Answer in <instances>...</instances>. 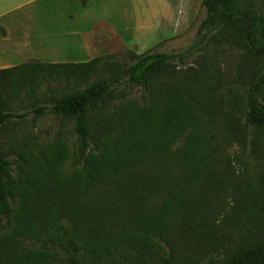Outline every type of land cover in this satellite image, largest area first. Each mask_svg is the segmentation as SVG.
<instances>
[{
  "label": "rangeland",
  "instance_id": "374dc122",
  "mask_svg": "<svg viewBox=\"0 0 264 264\" xmlns=\"http://www.w3.org/2000/svg\"><path fill=\"white\" fill-rule=\"evenodd\" d=\"M28 1L0 0V12L16 6L6 19L18 44L44 21L38 17L34 25L28 11L77 8L62 0ZM137 1L148 10L144 20L133 17ZM169 1L167 11L157 0H98L96 13L105 12L118 26L96 25L88 39L93 58L130 63L131 53L155 47L165 53L187 50L206 17L204 0ZM239 7L264 20V0H241ZM142 21L150 28L139 30ZM16 53L18 60L25 49ZM256 65L241 47L217 36L184 65L161 73L152 93L141 87L117 89L104 108L90 113L92 153L112 155L119 167L97 185L89 181L78 154L73 118L28 113L7 126L0 149L12 163V195L9 218L0 213V264H69L66 246L91 264H162L169 255L176 264H208L211 257L223 261L237 245L263 233L264 219L253 199L264 136L255 141L245 122ZM25 71L15 75L11 92L25 112L101 77L77 80ZM177 104L195 117L183 131L165 123ZM164 212L168 228L148 234L143 221Z\"/></svg>",
  "mask_w": 264,
  "mask_h": 264
},
{
  "label": "trees",
  "instance_id": "16d2710c",
  "mask_svg": "<svg viewBox=\"0 0 264 264\" xmlns=\"http://www.w3.org/2000/svg\"><path fill=\"white\" fill-rule=\"evenodd\" d=\"M240 1L204 0L206 17L201 22L198 37L191 47L182 52H159L155 47L142 54L131 53L130 63L105 62L102 57H96L84 63L45 64L32 61L28 64L0 69V139L7 126L17 124L28 113L43 116L52 111L57 115L73 118L78 135V154L84 160L88 179L92 185L100 184L104 177L112 172H118L119 167L112 155L98 157L92 153L90 113L94 109L104 108L115 97V91L122 86L141 87L146 92L152 93L154 81L161 73L173 64L184 65L195 51L202 49L213 37L221 36L241 47L257 64L248 88L245 122L251 129L254 140L258 142L264 136V20L254 10L241 9ZM79 2L85 7L91 0H79ZM26 68L32 75L40 69L43 72L48 71L50 76L55 73L67 79L84 80L99 74L101 77L83 90L53 99L51 105H34L29 112H25L20 111L15 105L18 98L11 95V92L16 84L15 75L21 72V75L25 74ZM15 80L17 82L20 79ZM193 121L195 117L192 112L179 104L173 105L165 117L166 127L171 129L175 126L177 131H183ZM11 171L12 163L0 149V213L5 218H9L11 213L9 203L12 195ZM259 177V190L253 200L258 206L259 215L264 219V159L260 165ZM167 217V212L161 213L143 221L142 226L150 235L164 233L169 226ZM150 235L146 240H150ZM66 247L69 252V264H91L69 250L68 246ZM78 249L76 246L75 250ZM113 264H127V262ZM162 264H176L174 255L163 259ZM208 264H264V232L237 245L227 253L223 261L218 257H211Z\"/></svg>",
  "mask_w": 264,
  "mask_h": 264
},
{
  "label": "crops",
  "instance_id": "0c3cea01",
  "mask_svg": "<svg viewBox=\"0 0 264 264\" xmlns=\"http://www.w3.org/2000/svg\"><path fill=\"white\" fill-rule=\"evenodd\" d=\"M34 1L36 0H29L28 3ZM62 1L76 4V11H28L26 14L29 19L34 20L32 22L34 25L37 24L38 17L44 18V21L40 20L38 23L41 26L34 27L33 31L25 30L27 32L23 35L24 42L19 44L14 38L12 22L6 19L15 12L16 6L0 12V69L16 67L26 61H39L45 64L88 62L93 59V51L88 39L94 33L96 25L106 23L117 30L118 25L105 12L96 13L95 6L98 0H91L85 7L79 0ZM157 2L159 6L169 11V0H157ZM135 4L137 11L134 6L133 17L136 18V14L141 16L142 20L148 17V10L144 9L139 1ZM164 18L165 16L155 22L157 27H161ZM146 28L150 26L144 22L138 26L139 30ZM18 47L25 49V55L16 60L14 57L17 56Z\"/></svg>",
  "mask_w": 264,
  "mask_h": 264
}]
</instances>
